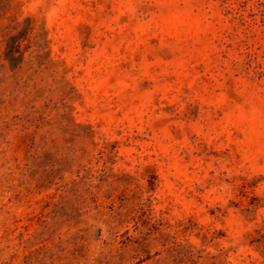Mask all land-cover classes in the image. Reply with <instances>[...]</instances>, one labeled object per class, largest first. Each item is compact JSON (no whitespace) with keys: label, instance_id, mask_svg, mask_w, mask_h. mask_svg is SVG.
<instances>
[{"label":"rangeland","instance_id":"rangeland-1","mask_svg":"<svg viewBox=\"0 0 264 264\" xmlns=\"http://www.w3.org/2000/svg\"><path fill=\"white\" fill-rule=\"evenodd\" d=\"M0 264H264V0H0Z\"/></svg>","mask_w":264,"mask_h":264}]
</instances>
